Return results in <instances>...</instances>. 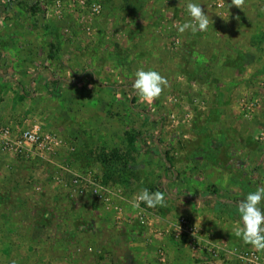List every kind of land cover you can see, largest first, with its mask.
<instances>
[{"label":"rangeland","instance_id":"374dc122","mask_svg":"<svg viewBox=\"0 0 264 264\" xmlns=\"http://www.w3.org/2000/svg\"><path fill=\"white\" fill-rule=\"evenodd\" d=\"M196 2L209 27L193 34L173 27L186 0H0L2 118L65 140L51 162L0 152V264H146L147 248L164 264H264L235 235L237 202L264 187V0ZM140 67L168 81L152 104L131 87ZM61 164L95 170L111 203L67 192ZM143 188L166 206L133 209ZM181 217L193 235L175 240Z\"/></svg>","mask_w":264,"mask_h":264},{"label":"built area","instance_id":"2783aa9c","mask_svg":"<svg viewBox=\"0 0 264 264\" xmlns=\"http://www.w3.org/2000/svg\"><path fill=\"white\" fill-rule=\"evenodd\" d=\"M219 5V4H218ZM99 5H93V10L99 11ZM62 138L54 130L46 128L39 120L33 118L23 125L20 129L14 127L10 122H0V152L11 154L23 160H37L51 162L59 148L64 143ZM61 173L55 172L54 179L70 194L88 193L95 201L110 204V191L100 183L95 170L91 168L84 169L80 173H72L68 169V164L58 166ZM68 170V175L63 171ZM118 216V215H117ZM191 224L187 218L181 217L176 223L173 237L180 239L183 233L193 235ZM186 236V243L191 244ZM160 254L162 255V251ZM245 264H263L259 256L253 252H245L239 255ZM161 259L162 258L161 256Z\"/></svg>","mask_w":264,"mask_h":264},{"label":"clouds","instance_id":"9594fccd","mask_svg":"<svg viewBox=\"0 0 264 264\" xmlns=\"http://www.w3.org/2000/svg\"><path fill=\"white\" fill-rule=\"evenodd\" d=\"M242 3L243 0H232V4L238 7ZM184 12L187 19L183 23L173 24L179 33L190 31L196 34L208 30L209 15L202 9L199 2L186 0ZM167 86V79L158 70L143 67L137 68L131 84L140 102L147 104H152ZM120 198L123 199V197ZM128 203L133 209H139L141 203L148 208L164 207L166 196L161 191L152 192L148 188H143ZM235 207L241 225L235 229V235L245 245H251L258 252H264V187L258 186L254 191H248Z\"/></svg>","mask_w":264,"mask_h":264},{"label":"crops","instance_id":"0c3cea01","mask_svg":"<svg viewBox=\"0 0 264 264\" xmlns=\"http://www.w3.org/2000/svg\"><path fill=\"white\" fill-rule=\"evenodd\" d=\"M2 115H4V113L0 109V122H5V120L2 118L3 117ZM28 247L30 248V246H28ZM93 247L94 246L91 245V247H88V249H92ZM132 249L133 248L130 247L129 251H131L133 254H135V252ZM148 249L149 248H147L141 255V257L143 256L142 258L145 259L144 263L147 260L146 264H164V263H161V262L157 261L158 259L155 258L154 253H152V255H150L151 252H149ZM16 256L17 255H14V254L11 255V258L10 257L8 258V262H13V264H16L17 263V257ZM31 258H33V257H31ZM28 259L30 260L29 256H28ZM174 261L173 262L170 261L169 264H194L193 260L191 258L181 259V260L178 258V260L175 259ZM1 263H3V262H1ZM28 264H29V262H28Z\"/></svg>","mask_w":264,"mask_h":264},{"label":"trees","instance_id":"16d2710c","mask_svg":"<svg viewBox=\"0 0 264 264\" xmlns=\"http://www.w3.org/2000/svg\"><path fill=\"white\" fill-rule=\"evenodd\" d=\"M162 159L164 160V162L166 163V168L170 171H172V167H171V163H170V159L169 157L164 153L162 154Z\"/></svg>","mask_w":264,"mask_h":264}]
</instances>
